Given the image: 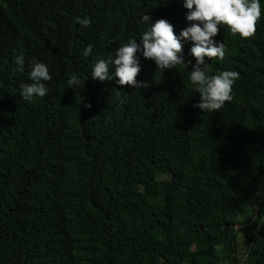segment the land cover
Returning <instances> with one entry per match:
<instances>
[{
    "label": "trees",
    "instance_id": "obj_1",
    "mask_svg": "<svg viewBox=\"0 0 264 264\" xmlns=\"http://www.w3.org/2000/svg\"><path fill=\"white\" fill-rule=\"evenodd\" d=\"M260 4L252 36L218 26L225 55L205 58L208 74L239 77L208 112L193 107L186 65L141 56L146 87L89 75L139 38L144 13L178 33L180 0H0V264H264ZM85 16L89 27L75 21ZM34 60L49 69L48 93L25 101Z\"/></svg>",
    "mask_w": 264,
    "mask_h": 264
},
{
    "label": "clouds",
    "instance_id": "obj_2",
    "mask_svg": "<svg viewBox=\"0 0 264 264\" xmlns=\"http://www.w3.org/2000/svg\"><path fill=\"white\" fill-rule=\"evenodd\" d=\"M180 3L186 9V24L178 33H174L173 25L167 19L159 18L153 21L150 15L144 13L139 22L146 27L139 38H129L126 43L120 44L114 53L97 59L91 65V78L100 81L116 78V85L146 87V82L135 79L140 71L141 56L152 60L157 69H173L178 65H186L190 69L187 79L192 90L199 93V99L193 107L208 112L221 109L226 101L232 99V85L238 79L239 73L234 70H221L208 74L205 58H224V44L215 39L220 31L218 26L226 25L231 34L238 35L241 39L254 34L256 21L261 15L260 0H180ZM75 21L83 27H89L91 24L87 16L75 17ZM183 44L190 45L187 55L194 58V63L185 58ZM92 48L93 45L88 44L81 55L88 57ZM13 62L16 71H24L23 54L15 56ZM28 78L31 83L19 87V96L22 99L31 101L48 93L45 82L51 77L45 63L32 61ZM68 83L78 85L80 80L74 75Z\"/></svg>",
    "mask_w": 264,
    "mask_h": 264
},
{
    "label": "bare ground",
    "instance_id": "obj_3",
    "mask_svg": "<svg viewBox=\"0 0 264 264\" xmlns=\"http://www.w3.org/2000/svg\"><path fill=\"white\" fill-rule=\"evenodd\" d=\"M27 43V42H26Z\"/></svg>",
    "mask_w": 264,
    "mask_h": 264
},
{
    "label": "rangeland",
    "instance_id": "obj_4",
    "mask_svg": "<svg viewBox=\"0 0 264 264\" xmlns=\"http://www.w3.org/2000/svg\"><path fill=\"white\" fill-rule=\"evenodd\" d=\"M244 245V244H243Z\"/></svg>",
    "mask_w": 264,
    "mask_h": 264
}]
</instances>
